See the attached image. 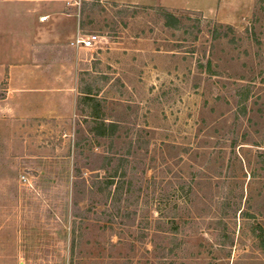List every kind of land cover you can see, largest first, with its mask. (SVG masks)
<instances>
[{"label": "rangeland", "instance_id": "374dc122", "mask_svg": "<svg viewBox=\"0 0 264 264\" xmlns=\"http://www.w3.org/2000/svg\"><path fill=\"white\" fill-rule=\"evenodd\" d=\"M0 264H264V0L7 5Z\"/></svg>", "mask_w": 264, "mask_h": 264}, {"label": "crops", "instance_id": "0c3cea01", "mask_svg": "<svg viewBox=\"0 0 264 264\" xmlns=\"http://www.w3.org/2000/svg\"><path fill=\"white\" fill-rule=\"evenodd\" d=\"M78 0H0V12H4L6 6H13L17 4H24L27 6L36 5V4H44L48 6V8H56L57 6H61L66 3L77 2ZM50 12H48L49 15ZM47 15V13H46Z\"/></svg>", "mask_w": 264, "mask_h": 264}, {"label": "built area", "instance_id": "2783aa9c", "mask_svg": "<svg viewBox=\"0 0 264 264\" xmlns=\"http://www.w3.org/2000/svg\"><path fill=\"white\" fill-rule=\"evenodd\" d=\"M100 44H102V39L96 34L86 36L80 35L73 42V45L84 49H93Z\"/></svg>", "mask_w": 264, "mask_h": 264}, {"label": "trees", "instance_id": "16d2710c", "mask_svg": "<svg viewBox=\"0 0 264 264\" xmlns=\"http://www.w3.org/2000/svg\"><path fill=\"white\" fill-rule=\"evenodd\" d=\"M165 17H166V25L167 26H171L172 25V21L173 20V16L171 14H165Z\"/></svg>", "mask_w": 264, "mask_h": 264}]
</instances>
